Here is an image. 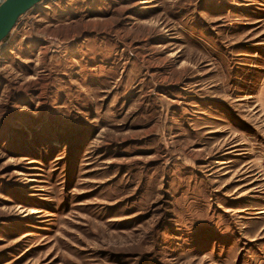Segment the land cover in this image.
<instances>
[{
    "label": "rangeland",
    "instance_id": "obj_1",
    "mask_svg": "<svg viewBox=\"0 0 264 264\" xmlns=\"http://www.w3.org/2000/svg\"><path fill=\"white\" fill-rule=\"evenodd\" d=\"M0 264H264V0H45L0 43Z\"/></svg>",
    "mask_w": 264,
    "mask_h": 264
},
{
    "label": "water",
    "instance_id": "obj_2",
    "mask_svg": "<svg viewBox=\"0 0 264 264\" xmlns=\"http://www.w3.org/2000/svg\"><path fill=\"white\" fill-rule=\"evenodd\" d=\"M43 1L45 0H0V43L22 15Z\"/></svg>",
    "mask_w": 264,
    "mask_h": 264
}]
</instances>
